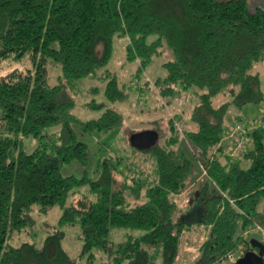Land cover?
Returning a JSON list of instances; mask_svg holds the SVG:
<instances>
[{
    "label": "trees",
    "instance_id": "1",
    "mask_svg": "<svg viewBox=\"0 0 264 264\" xmlns=\"http://www.w3.org/2000/svg\"><path fill=\"white\" fill-rule=\"evenodd\" d=\"M117 37L127 39L137 75L169 53L160 64L163 76L152 84L159 98L176 101L191 88L198 93L189 121L195 130L184 132L188 153L173 149L180 115L169 118L164 145L139 151L129 143L151 157L152 183L136 171L138 164L122 165L118 157L99 160L92 177L86 169L79 177L63 174L74 164L90 165L82 138L122 124L104 103L86 105L102 111L94 120L72 113L78 82L105 69ZM263 58L264 6L251 11L247 0H0V61L31 63L26 72L0 76V264H78L63 248L59 230L66 226L80 229L81 255L89 262L96 250L110 264H177L183 233L196 227L208 233L192 264H216L239 246L257 252L250 245L256 238L243 233L264 224V129L249 134L252 144L237 162L211 157L230 106L264 101L259 77L250 74ZM49 63L61 69L54 86ZM104 76L106 102H122L116 78L109 71ZM220 95L229 101L215 106ZM27 139L37 140L29 152ZM197 162L208 179L180 211L173 196L187 188ZM34 206L41 214L59 208V230L40 247L11 245L14 235L34 228Z\"/></svg>",
    "mask_w": 264,
    "mask_h": 264
},
{
    "label": "rangeland",
    "instance_id": "2",
    "mask_svg": "<svg viewBox=\"0 0 264 264\" xmlns=\"http://www.w3.org/2000/svg\"><path fill=\"white\" fill-rule=\"evenodd\" d=\"M247 1L251 11H254L257 6H264V0ZM126 47V38L117 37L114 39L113 53L105 69L99 72L94 79L89 78L78 82V90L73 95L75 106L72 110L76 118L85 122L97 119L102 115V111L90 110L86 108V105L91 101L98 104L104 103L107 108L121 115L122 124L120 127L109 132H95L91 137L82 138V140L89 145L90 165L86 168H82L75 164L72 165V167H66L63 170V174L65 175L72 174L79 177L82 175L84 169H86L90 175V172L99 160L107 157H118L121 158L122 165H128V161L134 162V166L138 164L136 171L141 173L143 178L147 177L148 174H154V166L151 157L149 154L138 153L130 147V135L157 129L159 135L158 144L164 145L166 139L170 136L168 120L175 115H180L178 119L183 123L184 132L188 131L190 128L188 126L190 115L193 107L198 103L197 89L191 88L181 93L179 98L173 101L159 98L156 89L152 85L156 78L163 76L164 73L160 64L164 60H169V53L165 51L161 60L141 70L139 75H137L139 68L138 62L127 60ZM28 69H31V63L28 59H23L21 61L14 59L0 61V76H5L15 70L26 72ZM47 70L48 84L49 86H54L57 84L58 77L61 76L60 65L49 63ZM105 71H109L111 75L116 78L119 88L125 93V99L122 102H106L104 97V88L106 84L104 76ZM250 74L259 77L260 88L264 97V58L261 62L253 66L250 70ZM227 101H229L228 97L220 95L213 99V104L218 106ZM263 109L264 101L259 104H248L241 108L230 106L223 118L224 133L232 125L233 118L253 122L262 118ZM57 130L58 127L51 129V131ZM175 134L178 137V144L174 146L173 149L178 150L182 148L185 153H188L190 146L188 147L185 144L181 136H178L177 133ZM36 144L37 140L35 139L25 140V150L27 152L31 151ZM248 166V161H243L241 163V167L244 169L248 168ZM192 171L193 175L190 176L187 181V188L192 191L191 193L193 194L204 185L206 179L201 177L199 181L196 180L200 173L196 163H194ZM90 176L92 177L93 174ZM178 199L177 197L176 201ZM71 200L72 198L69 201ZM137 203L138 202H134L133 204ZM60 216L61 210L57 207L51 209L46 214H41L38 212L37 206H34L32 218L35 225L31 233L14 235L10 244L18 246L21 242H29L40 247L49 234L59 230L57 225ZM257 227L264 231V224L255 222L254 229L250 233L248 230L243 233L246 239L252 235V237L262 242L263 234ZM59 231L64 234V250L69 257L78 264H110L107 255L103 252L96 250L92 251L91 254L93 255V259L90 262L88 255H81L82 241L79 239L81 231L77 226H66ZM123 233L131 232L125 231ZM207 233L208 229L197 227L183 233L180 239L177 264H192L196 257L199 256V248L205 240ZM111 240H114L113 236H111Z\"/></svg>",
    "mask_w": 264,
    "mask_h": 264
},
{
    "label": "built area",
    "instance_id": "3",
    "mask_svg": "<svg viewBox=\"0 0 264 264\" xmlns=\"http://www.w3.org/2000/svg\"><path fill=\"white\" fill-rule=\"evenodd\" d=\"M173 127L177 135L181 136V139L184 140L183 123L180 120H174ZM257 129H264V109L262 111V118L253 122L233 118L232 125L224 133L219 145L213 150L211 160H213V158L215 159L217 155L221 156L229 163H235L240 160L242 155L252 144L249 134ZM128 162L130 163L131 161ZM197 166L200 173L198 174L196 180L199 181L201 177H204L207 180L208 176L204 165L201 162H197ZM144 178L150 183L154 181L152 174H148L147 177ZM191 192L192 191L186 188L182 193L173 196V203L180 211L184 210L189 205L192 194ZM177 197L179 199L176 201ZM257 229L263 234L262 243L264 244V231L258 227ZM244 253V248L239 246L235 250L227 253L216 264H234L240 257L244 255Z\"/></svg>",
    "mask_w": 264,
    "mask_h": 264
},
{
    "label": "water",
    "instance_id": "4",
    "mask_svg": "<svg viewBox=\"0 0 264 264\" xmlns=\"http://www.w3.org/2000/svg\"><path fill=\"white\" fill-rule=\"evenodd\" d=\"M158 139V132L151 130L131 134L129 143L133 148L139 151H145L153 148L158 143ZM250 245L253 249H256L257 252H245L234 264H264V244L257 239H251Z\"/></svg>",
    "mask_w": 264,
    "mask_h": 264
},
{
    "label": "crops",
    "instance_id": "5",
    "mask_svg": "<svg viewBox=\"0 0 264 264\" xmlns=\"http://www.w3.org/2000/svg\"><path fill=\"white\" fill-rule=\"evenodd\" d=\"M188 126L190 127L189 130H195V126L188 123Z\"/></svg>",
    "mask_w": 264,
    "mask_h": 264
}]
</instances>
